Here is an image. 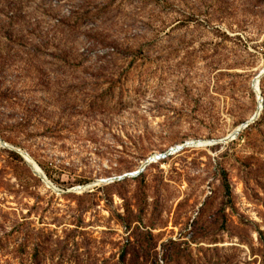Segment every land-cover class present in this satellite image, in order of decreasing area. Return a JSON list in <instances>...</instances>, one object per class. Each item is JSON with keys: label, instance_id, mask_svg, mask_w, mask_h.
I'll return each instance as SVG.
<instances>
[{"label": "rangeland", "instance_id": "rangeland-1", "mask_svg": "<svg viewBox=\"0 0 264 264\" xmlns=\"http://www.w3.org/2000/svg\"><path fill=\"white\" fill-rule=\"evenodd\" d=\"M262 114L264 0H0V264H264Z\"/></svg>", "mask_w": 264, "mask_h": 264}, {"label": "trees", "instance_id": "trees-1", "mask_svg": "<svg viewBox=\"0 0 264 264\" xmlns=\"http://www.w3.org/2000/svg\"><path fill=\"white\" fill-rule=\"evenodd\" d=\"M264 114L260 117V119L257 121L256 124H261L264 121ZM253 149H257L258 146L253 145ZM251 159H253L251 157ZM255 159V158H254ZM258 160V159H256ZM260 166H264V160L261 161ZM143 174H139V176H142ZM221 190L224 194V202L221 204V210L225 214V210L230 207L231 209L235 208V195L234 191L229 179V175L227 172H223L221 178ZM114 185L117 184L116 182L113 183ZM129 243H131L129 241ZM184 245V244H183ZM188 244L186 245V249H182V244H178L175 241H169L166 245H164V260L166 264H231L234 260L231 256L227 255H219L220 252L223 251V249H215L214 252H216L215 255H211L210 259L207 261L201 260V259H195L192 255V250H189ZM213 251V250H212ZM253 251V248H252ZM124 256V255H123ZM121 258L120 261H118L116 264H124V258ZM64 257V256H63ZM70 259V257H69Z\"/></svg>", "mask_w": 264, "mask_h": 264}, {"label": "water", "instance_id": "water-1", "mask_svg": "<svg viewBox=\"0 0 264 264\" xmlns=\"http://www.w3.org/2000/svg\"><path fill=\"white\" fill-rule=\"evenodd\" d=\"M183 149V148H179L178 150ZM168 154H164V155H160L158 158H165ZM143 171V168L139 169L138 171H136L135 174H130L129 176H138L141 172ZM128 177V176H125ZM119 179H122L121 177Z\"/></svg>", "mask_w": 264, "mask_h": 264}, {"label": "bare ground", "instance_id": "bare-ground-1", "mask_svg": "<svg viewBox=\"0 0 264 264\" xmlns=\"http://www.w3.org/2000/svg\"><path fill=\"white\" fill-rule=\"evenodd\" d=\"M178 148H182L181 146H178ZM174 151L176 152L177 150H176V148L174 149ZM158 156L160 155V154H157ZM156 157V156H155ZM27 160L30 162V163H32L33 164V162H32V160L29 158V157H27ZM156 160V159H155ZM35 168H36V170H38V168H37V166H34ZM39 171V170H38ZM136 173V171H133L131 174L133 175V174H135Z\"/></svg>", "mask_w": 264, "mask_h": 264}]
</instances>
